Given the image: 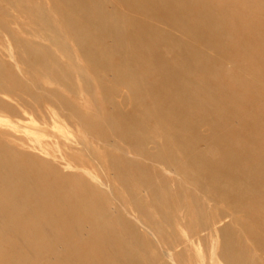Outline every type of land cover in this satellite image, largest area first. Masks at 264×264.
Returning <instances> with one entry per match:
<instances>
[{
    "label": "bare ground",
    "instance_id": "bare-ground-1",
    "mask_svg": "<svg viewBox=\"0 0 264 264\" xmlns=\"http://www.w3.org/2000/svg\"><path fill=\"white\" fill-rule=\"evenodd\" d=\"M0 264H264V0H0Z\"/></svg>",
    "mask_w": 264,
    "mask_h": 264
},
{
    "label": "rangeland",
    "instance_id": "rangeland-1",
    "mask_svg": "<svg viewBox=\"0 0 264 264\" xmlns=\"http://www.w3.org/2000/svg\"><path fill=\"white\" fill-rule=\"evenodd\" d=\"M109 5H111V4H109ZM237 6L242 7V5L240 6V4H238V3H237ZM109 42L111 43L110 40H109ZM19 66H21V65L19 64Z\"/></svg>",
    "mask_w": 264,
    "mask_h": 264
}]
</instances>
